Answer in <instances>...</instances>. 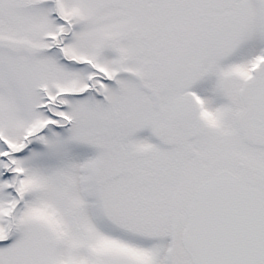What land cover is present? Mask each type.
<instances>
[{
    "label": "snow or ice",
    "instance_id": "6c2138e0",
    "mask_svg": "<svg viewBox=\"0 0 264 264\" xmlns=\"http://www.w3.org/2000/svg\"><path fill=\"white\" fill-rule=\"evenodd\" d=\"M0 264H264V0H0Z\"/></svg>",
    "mask_w": 264,
    "mask_h": 264
}]
</instances>
